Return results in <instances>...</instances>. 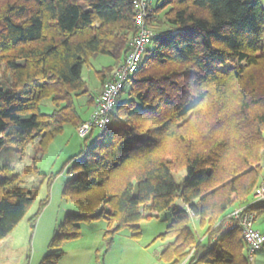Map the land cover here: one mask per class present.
Masks as SVG:
<instances>
[{
    "label": "trees",
    "instance_id": "obj_1",
    "mask_svg": "<svg viewBox=\"0 0 264 264\" xmlns=\"http://www.w3.org/2000/svg\"><path fill=\"white\" fill-rule=\"evenodd\" d=\"M148 25L156 36L111 124L70 160L63 198L78 211L58 223L39 264H58L64 245L81 237V223L105 218L110 248L121 230L139 237L140 223L165 210L173 211L160 236L169 240L160 254L166 264H182L192 248L186 264L253 261L241 231L223 228L238 207L264 214V200L253 202L263 180L262 0H154ZM135 32L134 0H0V65L8 75L0 84V149L15 146L22 157L37 142L44 152L65 125L86 121L76 99L86 96L94 108L97 96L84 65L98 54L115 59L100 72L103 92ZM46 98L51 114L41 110ZM177 170L187 172L181 183ZM39 187L0 164V240L24 219ZM190 213L205 228L202 240Z\"/></svg>",
    "mask_w": 264,
    "mask_h": 264
},
{
    "label": "rangeland",
    "instance_id": "obj_2",
    "mask_svg": "<svg viewBox=\"0 0 264 264\" xmlns=\"http://www.w3.org/2000/svg\"><path fill=\"white\" fill-rule=\"evenodd\" d=\"M262 3L264 7V0ZM160 17L163 18V13L160 14ZM114 63L115 59L112 56L98 54L84 65L82 76L87 82L91 94L97 97L101 95L100 72ZM230 66L232 64L228 65V67ZM228 67L226 66V68ZM7 76L4 67L0 65V84L7 83ZM128 98L129 96L125 92L122 99ZM86 100V96H79L76 99V104L87 120L93 108H87ZM41 110L46 114L53 112L54 105L51 99L46 98L42 101ZM78 127L65 125L64 130L53 138L44 152L40 150V145L37 142L30 144L26 149V154L22 157L15 146L8 145L0 149V164L8 163L16 171L24 173L26 187L40 186L35 201L24 219L6 238L0 240V264H20L23 256H31L35 249L34 246L38 252L41 242H47L44 246L48 248L58 223L65 218L66 208L77 209L74 202L63 198L64 183L70 178L68 174L72 164L70 160L81 151L83 144H90L98 135V131H95L91 139L85 140L79 136ZM35 157H37L36 169L38 172H35L33 166ZM260 166L263 168L264 179V151L261 154ZM186 175L185 170L175 172L179 183L184 180ZM50 177L53 179L49 184ZM48 197V203L42 209L41 204ZM35 215L38 217L33 225L31 219ZM257 217L258 215L255 217V223ZM172 220V210H165L151 219L143 220L140 223L139 237L135 236L134 229L124 228L115 236L114 243L110 248L104 238V232L108 228L105 218H99L90 223H81L83 234L80 239L73 240L69 246L64 245V254L66 252V255L58 264H76L77 261L78 264H166L160 259L159 254L161 253L159 252L169 240H164L160 236L166 231ZM255 226H260L264 231V214L259 216ZM191 227L198 239L203 237L205 228L199 221H194ZM76 256L78 258L75 261ZM251 264H264V249L255 254Z\"/></svg>",
    "mask_w": 264,
    "mask_h": 264
},
{
    "label": "built area",
    "instance_id": "obj_3",
    "mask_svg": "<svg viewBox=\"0 0 264 264\" xmlns=\"http://www.w3.org/2000/svg\"><path fill=\"white\" fill-rule=\"evenodd\" d=\"M153 1L134 0L136 32L129 41V49L124 61L115 68L103 92L96 98L90 117L79 125L80 137H88L94 131L102 132L111 124L118 97L129 78L138 71L148 46L156 36V31L148 25L150 6ZM260 200H264V179L254 192L253 202ZM247 207L248 205H244L233 210L225 221L223 230L238 228L246 244L248 257L253 260L255 254L264 249V232L255 226L256 213L249 211ZM194 252L195 248H192L190 255L182 264H186L194 256Z\"/></svg>",
    "mask_w": 264,
    "mask_h": 264
},
{
    "label": "crops",
    "instance_id": "obj_4",
    "mask_svg": "<svg viewBox=\"0 0 264 264\" xmlns=\"http://www.w3.org/2000/svg\"><path fill=\"white\" fill-rule=\"evenodd\" d=\"M90 112V111H89ZM89 115V114H88ZM66 210H67V212H73V211H75V212H77L78 211V209H76V210H74V208H66ZM190 215H191V219H192V223L191 224H194V221L196 222V221H199V218L198 217H196V216H194L192 213H190ZM258 218H259V216L256 218V223L255 224H257V220H258ZM41 221H42V219L40 220V223H41ZM49 225V224H48ZM258 229H260L262 232H264L262 229H261V227L260 226H256ZM82 234H83V232H82ZM205 238V236L203 235V237H199V239H204ZM46 239H47V236H46ZM78 239H80V238H78ZM45 240V239H44ZM77 240V239H76ZM46 241V240H45ZM48 241V240H47ZM71 242H73V241H69V242H67L65 245L66 246H69V244H71ZM75 242V241H74ZM45 243H47V242H41L40 244H39V250H38V252L36 251V246H34L35 247V249H34V251L32 252V254H31V256H23V258L21 259L22 260V262H20V264H39L40 263V261L42 260V258H43V256L45 255V253H46V251H47V247L46 246H44V245H46ZM76 246V245H75ZM165 246L166 245H164L163 247H162V250L165 248ZM261 251V250H260ZM259 252V251H258ZM159 253H161V252H159ZM65 255H66V252H65V254L63 255V257L60 259V261H62V259L65 257ZM160 255V254H159ZM24 257H25V259H24ZM77 256L75 257V261L77 260ZM76 264H78V261L76 262Z\"/></svg>",
    "mask_w": 264,
    "mask_h": 264
},
{
    "label": "water",
    "instance_id": "obj_5",
    "mask_svg": "<svg viewBox=\"0 0 264 264\" xmlns=\"http://www.w3.org/2000/svg\"><path fill=\"white\" fill-rule=\"evenodd\" d=\"M185 205H184V203L181 201V200H179L178 201V207L181 209V208H183Z\"/></svg>",
    "mask_w": 264,
    "mask_h": 264
}]
</instances>
